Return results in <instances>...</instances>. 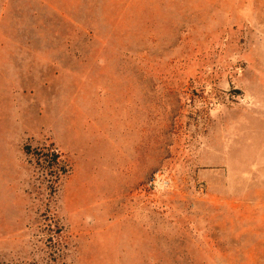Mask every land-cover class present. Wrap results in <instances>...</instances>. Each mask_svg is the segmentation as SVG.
Returning <instances> with one entry per match:
<instances>
[{"label": "rangeland", "instance_id": "1", "mask_svg": "<svg viewBox=\"0 0 264 264\" xmlns=\"http://www.w3.org/2000/svg\"><path fill=\"white\" fill-rule=\"evenodd\" d=\"M0 264H264V0H0Z\"/></svg>", "mask_w": 264, "mask_h": 264}, {"label": "trees", "instance_id": "2", "mask_svg": "<svg viewBox=\"0 0 264 264\" xmlns=\"http://www.w3.org/2000/svg\"><path fill=\"white\" fill-rule=\"evenodd\" d=\"M41 152H42V151H39V152L37 153V155L40 156ZM25 153H26V155H30V153H28V151H26V150H25ZM52 156H53V161L58 162L59 156L56 155V154H53ZM63 174H64V173H63Z\"/></svg>", "mask_w": 264, "mask_h": 264}]
</instances>
